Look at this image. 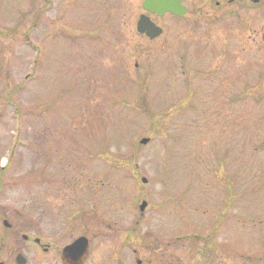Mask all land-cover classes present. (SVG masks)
Returning a JSON list of instances; mask_svg holds the SVG:
<instances>
[{"label": "rangeland", "instance_id": "obj_1", "mask_svg": "<svg viewBox=\"0 0 264 264\" xmlns=\"http://www.w3.org/2000/svg\"><path fill=\"white\" fill-rule=\"evenodd\" d=\"M215 1L154 20L151 41L141 0H0V192L16 229L164 243L170 225L211 224L218 262L264 258V10Z\"/></svg>", "mask_w": 264, "mask_h": 264}, {"label": "flooded vegetation", "instance_id": "obj_2", "mask_svg": "<svg viewBox=\"0 0 264 264\" xmlns=\"http://www.w3.org/2000/svg\"><path fill=\"white\" fill-rule=\"evenodd\" d=\"M223 1V3L215 1V6L224 8V12L228 15L233 14V8L237 11H252L254 14H257L259 10H264V5H262L264 0ZM178 5L185 9L182 16L172 13H165L161 16L154 13H146V15L155 24L154 20L166 15L173 19L187 18L189 10L187 0H178ZM254 17L261 16L254 15L252 18ZM245 20L242 23H246ZM6 208L0 192V264H222L217 260L215 229L211 224H207L194 235H191L193 231H187L188 222L184 224L185 229L181 234H174L173 226L170 225L167 231L168 237L164 243H157V240L152 243L148 241L145 243H125L123 241L121 244L96 243L94 239L79 236L85 238L86 241H80V244L75 243L79 239L77 237L69 243L49 241L48 244L44 243L39 236L28 235L24 229H16L17 223L7 219L12 214ZM16 214L19 217V214ZM105 219L106 217L100 219V223L102 224ZM140 219L137 215L133 217L134 222H130V225L126 227L127 230H123L125 232L123 234L134 236L140 225ZM24 224L28 225L26 222ZM247 261H250V258L240 260L239 264H248ZM253 261L255 263L252 264H259L260 261H264V258H256ZM230 262V264H238L237 261Z\"/></svg>", "mask_w": 264, "mask_h": 264}, {"label": "water", "instance_id": "obj_3", "mask_svg": "<svg viewBox=\"0 0 264 264\" xmlns=\"http://www.w3.org/2000/svg\"><path fill=\"white\" fill-rule=\"evenodd\" d=\"M142 8L146 12L156 13L161 16L166 12H170L172 14L182 16L185 13V9L182 6L178 5V0H143ZM136 32L138 34L145 35L149 40H153L162 34V29L155 26L154 23L150 21L147 16L140 15L136 22ZM148 140H141V144L145 145ZM143 183H146L145 179H142ZM146 204L143 203L140 206V210L143 211ZM80 241H85L84 238H79L75 243H79Z\"/></svg>", "mask_w": 264, "mask_h": 264}]
</instances>
